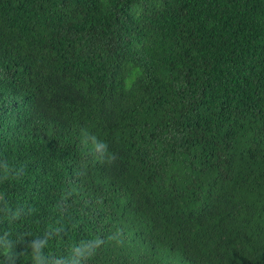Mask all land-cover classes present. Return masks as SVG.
Here are the masks:
<instances>
[{
	"label": "trees",
	"instance_id": "1",
	"mask_svg": "<svg viewBox=\"0 0 264 264\" xmlns=\"http://www.w3.org/2000/svg\"><path fill=\"white\" fill-rule=\"evenodd\" d=\"M0 264H264V0H0Z\"/></svg>",
	"mask_w": 264,
	"mask_h": 264
}]
</instances>
